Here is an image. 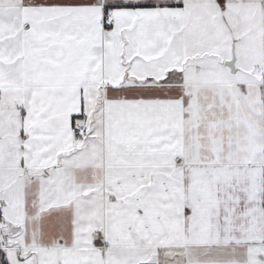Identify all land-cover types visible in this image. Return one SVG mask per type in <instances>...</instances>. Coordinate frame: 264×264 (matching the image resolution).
<instances>
[{
    "label": "snow or ice",
    "instance_id": "snow-or-ice-1",
    "mask_svg": "<svg viewBox=\"0 0 264 264\" xmlns=\"http://www.w3.org/2000/svg\"><path fill=\"white\" fill-rule=\"evenodd\" d=\"M0 264H264V0H0Z\"/></svg>",
    "mask_w": 264,
    "mask_h": 264
}]
</instances>
